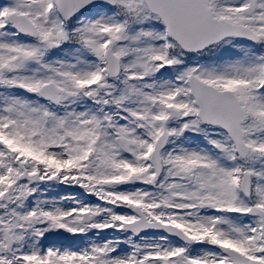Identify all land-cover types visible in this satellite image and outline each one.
<instances>
[{"label":"snow or ice","instance_id":"obj_1","mask_svg":"<svg viewBox=\"0 0 264 264\" xmlns=\"http://www.w3.org/2000/svg\"><path fill=\"white\" fill-rule=\"evenodd\" d=\"M0 264H264V0H0Z\"/></svg>","mask_w":264,"mask_h":264}]
</instances>
